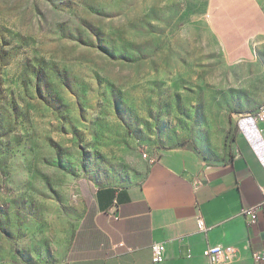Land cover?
Returning <instances> with one entry per match:
<instances>
[{"label":"rangeland","instance_id":"374dc122","mask_svg":"<svg viewBox=\"0 0 264 264\" xmlns=\"http://www.w3.org/2000/svg\"><path fill=\"white\" fill-rule=\"evenodd\" d=\"M212 4L0 0V264H73L89 192L139 181L145 153L229 155L264 104V33Z\"/></svg>","mask_w":264,"mask_h":264},{"label":"crops","instance_id":"0c3cea01","mask_svg":"<svg viewBox=\"0 0 264 264\" xmlns=\"http://www.w3.org/2000/svg\"><path fill=\"white\" fill-rule=\"evenodd\" d=\"M212 6L231 30L233 13L247 23L244 38L264 33V0H213ZM229 148L219 162L191 148L166 150L148 160L139 181L91 190L82 226L89 248L75 250L73 264H204L209 244L234 247L222 264H255L253 252L264 250V209L252 225L244 210L264 202V168L240 132ZM155 242L165 246L158 263L152 259Z\"/></svg>","mask_w":264,"mask_h":264},{"label":"built area","instance_id":"2783aa9c","mask_svg":"<svg viewBox=\"0 0 264 264\" xmlns=\"http://www.w3.org/2000/svg\"><path fill=\"white\" fill-rule=\"evenodd\" d=\"M238 129L239 132L249 141L253 150L264 168V110L263 114H255L248 116L246 114H238ZM150 161H154L155 155L144 154ZM264 209V202L255 208H246L244 213L251 216L250 224H254L258 218V211ZM198 227L205 230V222L202 217L197 219ZM153 262L158 263L164 260L165 246L161 242H155L152 245ZM234 252L232 245L209 244L204 249L205 263L204 264H222L231 259ZM253 260L255 264H264V250L253 252Z\"/></svg>","mask_w":264,"mask_h":264},{"label":"bare ground","instance_id":"6f19581e","mask_svg":"<svg viewBox=\"0 0 264 264\" xmlns=\"http://www.w3.org/2000/svg\"><path fill=\"white\" fill-rule=\"evenodd\" d=\"M263 110H264V104H262L255 112H248V116H255V114H263Z\"/></svg>","mask_w":264,"mask_h":264}]
</instances>
